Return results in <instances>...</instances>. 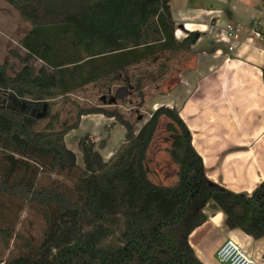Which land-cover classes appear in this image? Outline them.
Returning <instances> with one entry per match:
<instances>
[{
  "label": "trees",
  "instance_id": "obj_1",
  "mask_svg": "<svg viewBox=\"0 0 264 264\" xmlns=\"http://www.w3.org/2000/svg\"><path fill=\"white\" fill-rule=\"evenodd\" d=\"M3 1L31 25L19 42L24 55L16 54L22 67L9 74L0 64L3 264H204L188 237L215 210L225 214L229 229H240L254 239L264 235V180L248 194L234 193L211 182L191 145L188 128L173 107L156 108L139 134L115 109L77 108L73 119L61 121L50 113V105L47 116L41 119L37 118L40 113L22 111L21 101L26 97L34 101L31 109L36 106L41 110L43 99L66 97L127 69H138L149 60L157 61V71L138 70L127 78L128 82L133 80L134 91L144 94L148 84L169 69L173 55L182 53L186 56L178 70L194 55L191 48L199 33L191 31L182 39L174 36L170 0ZM35 60L40 62L38 68L33 65ZM261 78L264 83V68ZM96 113L123 126L121 148L130 142L123 165L116 166L121 169L114 175L127 170L130 158L126 157L136 152V178L141 184L180 195L171 218L156 208L165 202L159 199L144 205L131 224L125 215L134 217L139 202L134 205L117 189L127 210L119 211L111 225L101 221V199L104 191L109 192L104 174L115 154L105 161L99 152L105 142L96 143L84 133L77 142L79 165L64 140L68 132L78 128L81 116ZM160 116L168 119L165 129L178 133L182 144L176 151L178 167L172 185L152 183L145 169ZM42 120L47 122L39 127ZM92 177L99 187L94 186L91 197L86 196L90 199L86 210L78 198L79 186ZM208 206L210 211H206Z\"/></svg>",
  "mask_w": 264,
  "mask_h": 264
},
{
  "label": "crops",
  "instance_id": "obj_2",
  "mask_svg": "<svg viewBox=\"0 0 264 264\" xmlns=\"http://www.w3.org/2000/svg\"><path fill=\"white\" fill-rule=\"evenodd\" d=\"M169 8L177 39L191 31L199 37L191 48V59L166 75L162 86L166 97L153 96L152 106L164 104L178 112L211 182L248 194L264 180V0H170ZM257 18H261L260 37L248 40L242 34L236 41L228 37L227 22L246 30ZM229 45H233L230 51ZM92 122L105 124L107 118L96 117ZM111 134L103 148L106 161L115 150L110 147ZM173 195L177 198L173 204L156 207L166 218L173 216L178 203L180 195ZM226 240L236 243L253 264H264V235L254 239L240 229H229L220 210L188 237L204 264H225L216 251Z\"/></svg>",
  "mask_w": 264,
  "mask_h": 264
},
{
  "label": "rangeland",
  "instance_id": "obj_3",
  "mask_svg": "<svg viewBox=\"0 0 264 264\" xmlns=\"http://www.w3.org/2000/svg\"><path fill=\"white\" fill-rule=\"evenodd\" d=\"M30 27L31 25L23 20L14 8L5 1L0 0V64L5 65L9 74H14L23 65V62L18 56H16V54L21 56L24 55V50L20 47L19 42L21 37L30 30ZM185 56L186 55L182 53H175L170 67L163 77L156 78L155 81L149 83L144 94H141L139 91H134L132 88L133 80L128 82L127 78L138 70L146 72L157 71V61L149 60L145 64H142L138 69H127L121 74H115L101 82L84 86L66 97L57 96L55 98H46L41 100V103L45 102L47 105H50V113L56 115L60 121L73 119L77 108L115 109L133 123L134 128H136L135 133L139 134L140 132L138 130L143 126V121L148 120L155 109L159 107L152 106L151 98L153 96L160 98L162 95H164L163 97H166L165 91L162 90V87L160 88L161 80L171 71L176 70L177 65ZM33 65L38 68L40 62L35 60L33 61ZM119 77L123 79L125 78L126 81H123L122 79L118 80ZM148 80L149 77L146 81ZM121 87L122 89H120ZM21 102H23L22 111L27 110L31 111V113L41 112L36 106L31 109L34 102L31 98L26 97ZM15 108H18L17 105H15ZM96 117H99V119L101 118L104 121L107 118L98 113L81 116L78 128L68 132L65 135L64 140L66 146L75 153L77 163L82 165L81 154L77 147L79 138L84 133H89L96 143L103 140L105 142V147L108 144L107 140L109 139V134L112 133L110 147L113 148L112 150L115 148L112 153V155H115L114 160L106 168L104 174L105 183L107 184L108 182L109 184V192L104 191L101 199V221L105 224L111 225L113 218H116L118 215L120 216L119 211L125 212L127 210L123 205L124 202H121V200L123 201L120 196L121 193L126 195V200L132 199L134 205L136 201L139 202L138 206L133 210L134 217L131 215H125L126 220L131 224L134 223L136 216H139L138 213L147 203L151 204L153 201H159V199L165 200V203L176 201L177 198L173 195L174 193L154 190L141 184L139 179L136 178V152L134 151L126 157L127 160L130 158V161H127V170L114 175L116 170L118 171L121 169L123 165L121 163L126 156L127 150L125 149L130 147V142L124 144L121 148L120 146L122 143L120 144V138L124 132L123 126L117 123L113 118H107L105 124L92 122V119ZM167 120L168 119L164 116L159 117L155 137L151 142V146L147 150L148 161L145 169L147 171V177L152 183L172 185L176 181L175 173L178 167V156L176 151L180 150L182 144L178 133H171L165 129V123ZM46 122L47 120L40 121L39 127L44 126ZM90 123L93 124L92 127ZM115 125L118 127L117 130L112 131L111 129H113ZM103 148L100 149L99 152L104 159L106 153L103 151ZM117 155L120 156V158L118 157V160H116ZM117 165H120L121 167L118 168L116 167ZM93 179L94 177L88 178L86 182H81L79 186L78 198L81 199L82 207L86 210L88 209V201L90 202V199H87L86 196L91 194L94 186L99 187L97 180ZM141 191L144 193L142 194ZM32 223L34 224V221H32ZM130 228H132V226ZM23 262L24 261H18L16 264H23ZM0 264H3L2 260H0Z\"/></svg>",
  "mask_w": 264,
  "mask_h": 264
},
{
  "label": "built area",
  "instance_id": "obj_4",
  "mask_svg": "<svg viewBox=\"0 0 264 264\" xmlns=\"http://www.w3.org/2000/svg\"><path fill=\"white\" fill-rule=\"evenodd\" d=\"M261 18H257L251 22L246 30L241 25H235L227 22L225 30L228 37L236 41L242 34L251 40L253 37H260ZM229 51L233 49V45L228 46ZM217 259L225 264H253V260L233 241L226 240L216 251Z\"/></svg>",
  "mask_w": 264,
  "mask_h": 264
},
{
  "label": "water",
  "instance_id": "obj_5",
  "mask_svg": "<svg viewBox=\"0 0 264 264\" xmlns=\"http://www.w3.org/2000/svg\"><path fill=\"white\" fill-rule=\"evenodd\" d=\"M48 112H47V103H43L42 104V109L40 114L37 115V118H45L47 116Z\"/></svg>",
  "mask_w": 264,
  "mask_h": 264
}]
</instances>
